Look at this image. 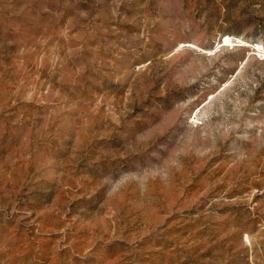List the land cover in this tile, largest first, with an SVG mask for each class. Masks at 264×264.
<instances>
[{
    "label": "rangeland",
    "instance_id": "1",
    "mask_svg": "<svg viewBox=\"0 0 264 264\" xmlns=\"http://www.w3.org/2000/svg\"><path fill=\"white\" fill-rule=\"evenodd\" d=\"M0 264H264V0H0Z\"/></svg>",
    "mask_w": 264,
    "mask_h": 264
}]
</instances>
